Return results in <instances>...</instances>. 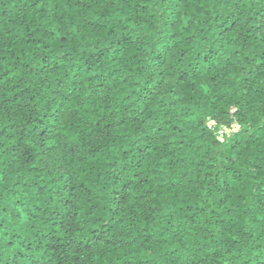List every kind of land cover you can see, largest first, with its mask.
I'll return each instance as SVG.
<instances>
[{
    "label": "clouds",
    "instance_id": "obj_1",
    "mask_svg": "<svg viewBox=\"0 0 264 264\" xmlns=\"http://www.w3.org/2000/svg\"><path fill=\"white\" fill-rule=\"evenodd\" d=\"M0 12V264L16 252V264H197L216 253L215 264H264V0H0ZM43 56L58 67L38 75ZM232 106L252 128L215 143L199 121ZM48 125L41 147L28 133ZM48 232L74 245L49 249Z\"/></svg>",
    "mask_w": 264,
    "mask_h": 264
},
{
    "label": "trees",
    "instance_id": "obj_2",
    "mask_svg": "<svg viewBox=\"0 0 264 264\" xmlns=\"http://www.w3.org/2000/svg\"><path fill=\"white\" fill-rule=\"evenodd\" d=\"M77 2L79 3V0H77ZM35 5H33L34 7ZM85 8L88 7L87 4L84 5ZM41 11H43V9H41ZM7 13L6 12H0V17H4L6 16ZM239 23V20L233 21L232 25L230 26V28L224 29V31H221L219 33L220 37L223 38L225 35V32L227 31H231L233 29H235L237 27ZM92 27L94 29H98V30H103V28L105 27L104 25H97V24H93ZM252 29H250L249 31H251ZM262 30H264V24H262L260 27H256L255 31L257 32H261ZM66 39L64 37L61 38L62 42L63 40ZM124 43L128 42V37L125 36L122 38ZM32 43H36V41H31ZM119 43V42H118ZM106 51V50H105ZM104 53L101 52L99 54H95L93 56L90 57L89 60L85 61V63H87L89 65V70L92 67V64L94 61L99 60L101 58V56ZM183 53H181V59L178 60L177 62L180 63L183 60ZM214 55V51L213 50H209L208 55H206L204 57V59L206 61L210 60ZM156 59L159 61V64L162 65L165 61L163 59H161V57L157 56ZM247 59V58H245ZM41 64L43 65V67L39 68L37 74L39 75L42 72L47 71H55L56 68L58 67V65L55 64V62H52L51 66L49 67V57L48 56H43L42 60H41ZM159 66V65H157ZM264 69V64L258 65L256 66V72L257 74H259L260 70ZM208 70H211V66L209 67ZM33 71H37L36 69H34ZM193 71H195V69H193ZM5 75H7V73H5ZM78 73L76 74V76L78 77ZM163 75V74H162ZM249 75H251V72H249ZM187 76L186 72H181L179 74V79H184ZM76 77H74L75 79ZM246 80H242L240 81V83H246ZM98 87L103 88L105 87V85L103 83L99 84ZM25 91H27V89H25ZM151 90L145 88L144 93L141 95L142 99H147V94L150 92ZM55 94V93H54ZM7 102V101H6ZM13 105L15 106V99H13L12 101ZM61 107H63V105H61ZM60 115V110L59 108L57 109V111L53 114V118L54 119H58ZM245 115V108L242 106L241 108H237L235 106H232L231 108H229L228 110H224V109H220V111L216 114V115H209V116H205L203 118L200 119L199 123L201 125L204 126V131L205 133L212 137L214 139L215 143H222V142H229L232 139H234L236 136H240L241 138L244 135H247L249 130L252 128V124H249L247 126V128H243L241 127L242 121H243V117ZM105 117L101 116V119L103 120ZM125 121L124 120H120L118 123L119 125H122ZM29 123H31V120H29ZM131 123L133 125H138L139 123H141V121L139 120V117H133ZM117 124H109L106 126V128H115L117 127ZM12 128H16L17 125L12 124L11 125ZM38 132V140L37 143L43 147L44 145V140L46 139L47 135L49 133H54L55 132V125H48L46 127H44L43 129H36L33 128L31 130V132H29L28 134H32V133H36ZM0 135H3V133H0ZM23 135L24 133H22L21 138L23 139ZM104 135H110V132H105ZM11 138V137H8ZM162 135L161 133L158 131L154 136L151 137H146L144 138L147 143L146 146L143 148H139L137 149V151L139 152V154L141 155V157H144L145 155L148 154L147 149L148 148H152V150H156V145L159 143V141L162 139ZM249 139H251L253 142H255V134L253 133ZM240 140H236V142L232 145L233 148H236L239 146L240 144ZM21 145L17 144L15 146H13L11 148V151L13 153H15L17 151V149L20 147ZM76 145L72 146V149L70 150H75L76 149ZM25 155H27L28 159L31 160L32 156H31V150H27ZM123 155L125 157L128 156V152L125 151L123 153ZM133 167L138 168L139 164L134 165ZM251 168L257 172L260 171V165L253 163L251 165ZM129 171V169L127 168V166L125 167V171L121 172V174L119 176H117V180H121L124 175L125 172ZM141 173L139 171L134 173V177L138 178L140 177ZM211 175V173L209 174ZM133 179H127L126 182H124L121 187L114 191L113 193V203L116 205H120L126 202L128 195H129V191L128 189L130 187H132L133 185ZM146 181H141V183H144ZM82 186V185H81ZM224 188L225 190L228 188V181L225 180L224 181ZM257 190H259V185H257ZM73 192L75 191V189L72 190ZM61 203L67 207L70 203H71V198L65 199L63 201H61ZM16 204H20V201L17 200ZM264 206V205H262ZM4 211H7V209L5 208ZM121 211V209L119 207H117V209L112 213L113 219H115V217L117 216V214ZM56 216H60L59 212L55 213ZM132 215L134 216L135 213H132ZM71 216V213H68L66 215H64L63 217H61V227H64V221H66L68 219V217ZM154 223L153 217H151L150 215H146L144 216V224H145V230H147V227H149L150 225H152ZM3 225H0V227H2ZM5 235H7V233H5ZM101 235H103V233H101ZM247 234H245L246 236ZM49 241L47 247L49 249H57L60 247L63 248H71L74 245V242L69 241L68 243H65L63 245H61L60 240L52 233V232H48L47 233V237H46ZM19 239L18 235H13L12 238L7 242V246L11 247L13 244V241ZM151 239V237H144L145 243H147V241ZM246 242V240H245ZM121 246H127L128 242L126 241H119ZM233 245H235L237 242L236 241H232L231 242ZM31 244L28 245V250L31 251ZM39 247V245H38ZM87 247V246H86ZM77 251H79V249L77 248ZM24 255V253L22 252H16L15 256H10L7 259H5L4 264H16V257H22ZM215 256H219V253H216ZM215 256L209 257V256H205L203 260H200L197 262V264H207L208 261H212V264H215ZM32 264H37V262L34 260L32 262Z\"/></svg>",
    "mask_w": 264,
    "mask_h": 264
}]
</instances>
